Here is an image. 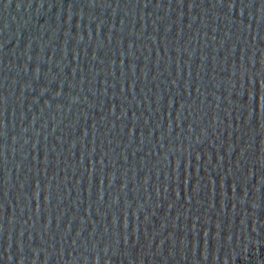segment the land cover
<instances>
[{
	"label": "water",
	"instance_id": "obj_1",
	"mask_svg": "<svg viewBox=\"0 0 264 264\" xmlns=\"http://www.w3.org/2000/svg\"><path fill=\"white\" fill-rule=\"evenodd\" d=\"M0 264H264V0H0Z\"/></svg>",
	"mask_w": 264,
	"mask_h": 264
}]
</instances>
